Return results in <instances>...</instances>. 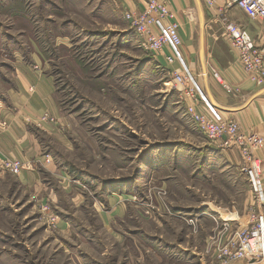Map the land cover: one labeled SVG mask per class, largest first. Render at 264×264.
I'll return each instance as SVG.
<instances>
[{"label":"rangeland","instance_id":"1","mask_svg":"<svg viewBox=\"0 0 264 264\" xmlns=\"http://www.w3.org/2000/svg\"><path fill=\"white\" fill-rule=\"evenodd\" d=\"M119 4L120 0H0V105L7 104V93L16 86L17 63H39L54 78L59 106L77 128L72 154L59 144L51 150L57 151L58 165L73 176L69 191L62 188L67 193L60 207H34L28 189L14 195L8 189L16 180L13 174L6 177L8 184L0 180V264H91L93 257L104 262L100 253L111 248L112 241L102 239L95 218L116 203L126 211L114 217L115 229L133 238V222L141 221L142 238L129 239L128 250L142 251L146 258L153 254L147 245L153 235L146 226L158 224L166 240L171 223H182L196 237L202 225L195 209L203 199H222L223 204L239 207L248 203L240 212L244 217H237L241 225L233 226L235 233L226 242L213 240L228 234L230 222L206 224L213 230L217 223L206 248L217 249L214 264L222 263L220 251L232 245L238 232L251 226L257 199L249 193L241 168L235 169L242 174L236 180L233 169L221 166L225 161L216 157L214 141L187 114V102L177 89L181 84L174 86V68L166 67L168 62L162 65L160 56L142 45L125 15L129 10ZM198 7L193 19L200 28L204 23L203 30L210 34V58L223 63L235 55L224 16L246 28L253 22L260 25L236 4L227 8L225 0H201ZM181 56L182 65L187 64L202 85L206 61L200 56L192 63L183 51ZM204 161L210 166L205 175ZM49 182L59 186L55 180ZM52 215L59 216L56 225L49 220ZM64 219H72L68 229L61 228Z\"/></svg>","mask_w":264,"mask_h":264},{"label":"crops","instance_id":"2","mask_svg":"<svg viewBox=\"0 0 264 264\" xmlns=\"http://www.w3.org/2000/svg\"><path fill=\"white\" fill-rule=\"evenodd\" d=\"M145 1L120 0L122 4L119 5H124L123 7L130 11L138 12L143 9ZM158 1H167L170 8L175 12L176 20L181 26L180 33L183 39L181 50L186 58L190 62L196 63L201 56L203 62L206 61L207 64L210 58V34L203 30L204 25H201V29L197 25V21L193 19V14L196 13V7L198 8L201 5V0ZM252 24L248 29L253 36L260 40L264 33V24L261 22L260 25L256 22ZM202 49L204 50L203 57L201 55ZM169 50L167 48L166 54L160 55L157 60L162 65L168 62L170 66L164 64L166 67L176 69V65L180 64L177 60L172 61L170 59L172 55ZM210 60L221 68L224 79L230 86L236 87L237 91L230 94L219 81L206 76V81L204 80L202 85L199 84L203 95L211 105L214 103L224 108L216 107L224 117L235 119L240 130L248 136L255 155L260 159L264 182V87H259L247 79L242 68L236 62L234 54L229 61L224 63L219 58L218 61L216 58H210ZM40 66L39 63H35L34 66L25 62L17 63L15 71L16 86L7 93V104L3 102V106L0 105V154L5 157L33 161L36 162V165L33 169H26L19 175L13 174L16 176V180L12 183L6 178L12 173L0 171V180L6 184L9 182L8 189H11L14 195L20 194L23 189H28L31 198L35 200L34 207L43 206L44 208L53 203L56 208L61 206L62 194L69 191L73 176L58 165L57 151L51 152V150L55 144H59L61 148L72 154L74 150L73 141L76 140L72 137V134L77 132V128L71 126L70 120L64 116L62 108L59 106L54 78L42 71ZM177 89L180 91L181 88L177 87ZM181 94L180 92V96ZM200 103L201 107L208 111L204 101L200 100ZM44 113H48L53 117L55 122L46 121L40 126L37 125L36 122L39 116ZM3 121L7 122V126L1 125ZM47 147L50 148V151H45ZM213 149L216 157H220V160L224 159L225 161V164H221V166L230 167L233 169L232 177H235L236 180L240 178L242 174L235 170L236 168L239 169L241 165L240 149L236 146L225 147L220 142H215ZM46 154L51 155V162H45L44 155ZM202 164L203 175H205L210 166L209 164L206 165L205 161ZM223 171H225V168L218 173H223ZM243 174L250 186L249 193L254 194L248 177L245 173ZM51 180H55L59 186L55 187L49 182ZM62 188L67 192L62 191ZM124 192L121 191V194ZM203 195L206 197L205 192ZM75 198L79 199L80 194L77 193ZM199 202L202 203L195 210L200 213L199 219L202 229L196 237L189 235V232L185 231L184 225H181L182 223H171V230L168 231L169 235H167L169 240L163 239L164 231L155 222H150L146 226L153 235L149 237L150 241H147V245L153 250L151 258H146L144 253L141 255L142 251L138 253L128 250L129 239L132 237L127 235L126 230L124 232L117 231L115 224L118 220H114L115 216H124L126 206L117 203L116 205L112 204L114 205L113 208L111 207L109 211H99V218H95L104 234L102 239L106 243L112 241V246L111 248L107 246L100 253L102 256L100 258L104 262L99 263L97 258L90 254L86 257H93L91 258V264H214L218 258V251L214 248L207 252L206 248L214 235L213 231L216 230L217 223L213 230H210L211 228L207 230L206 224L209 226L213 221L220 222L222 220L230 222L231 228L228 234L220 235L213 240L226 242L227 237H231L235 233L233 226L241 225L242 222L237 217H244L241 216L240 212L248 208V203L246 202L239 207L236 203L223 204L222 199H219L218 202L206 201L205 199ZM75 205L79 207V203ZM262 211L264 212V205ZM238 220L239 222H237ZM71 221L72 219H64L60 224L61 228L68 229ZM137 221L139 224L133 222L132 225L133 238L141 239V221ZM191 260L196 261L191 262Z\"/></svg>","mask_w":264,"mask_h":264},{"label":"built area","instance_id":"3","mask_svg":"<svg viewBox=\"0 0 264 264\" xmlns=\"http://www.w3.org/2000/svg\"><path fill=\"white\" fill-rule=\"evenodd\" d=\"M236 4L246 12L250 19L264 24V0H225L228 8ZM132 28L135 30L139 41L154 57L166 54L169 48L172 61L181 63V48L183 39L180 33V23L176 20L175 12L167 1L146 0L142 10L127 11L125 13ZM224 25L226 38L235 52L236 62L242 68L247 79L259 87H264V33L257 39L248 28L237 21L230 20L225 15ZM181 68L171 70L174 86L181 84V98L187 102L186 111L212 141L220 142L223 146H236L242 156L241 171L248 177L252 190L256 195L258 210L251 216L250 227L238 232L230 247L224 248L219 253L221 264H264V182L262 178V165L255 155L251 142L239 127L238 122L232 118H226L220 111L205 99L203 91L190 67L182 65ZM204 73V72H203ZM205 76L219 81L224 89L232 94L237 91L224 79L221 68L213 61H207ZM178 87V86H177ZM236 89V90H235ZM200 100L204 101L208 111L201 107ZM55 122L48 113L39 116L36 124L43 122ZM2 126H7L3 121ZM45 162H51L49 154L44 155ZM36 162L17 158L5 157L0 154V171L14 175L21 174L26 169H33ZM47 209V206L44 207ZM59 216L52 215L49 220L53 225L57 224Z\"/></svg>","mask_w":264,"mask_h":264},{"label":"water","instance_id":"4","mask_svg":"<svg viewBox=\"0 0 264 264\" xmlns=\"http://www.w3.org/2000/svg\"><path fill=\"white\" fill-rule=\"evenodd\" d=\"M201 17H203V12L201 11ZM204 25V23H202V26ZM201 55H202V57H203V55H204V50L202 49L201 50ZM212 105L214 106V107H217V108H220V109H224V108H221L220 106H218V105H216V104H214V103H212Z\"/></svg>","mask_w":264,"mask_h":264},{"label":"bare ground","instance_id":"5","mask_svg":"<svg viewBox=\"0 0 264 264\" xmlns=\"http://www.w3.org/2000/svg\"><path fill=\"white\" fill-rule=\"evenodd\" d=\"M199 8V7H198ZM200 10V9H199ZM201 11V10H200ZM202 18V17H201ZM201 21H202V19H201ZM201 23V22H200ZM202 39H203V37H202ZM207 68V67H206ZM225 216H227V215H225Z\"/></svg>","mask_w":264,"mask_h":264}]
</instances>
